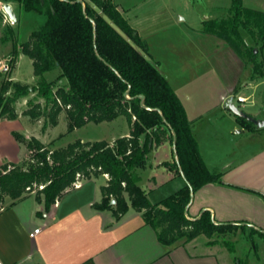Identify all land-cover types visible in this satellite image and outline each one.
I'll list each match as a JSON object with an SVG mask.
<instances>
[{
    "label": "trees",
    "instance_id": "16d2710c",
    "mask_svg": "<svg viewBox=\"0 0 264 264\" xmlns=\"http://www.w3.org/2000/svg\"><path fill=\"white\" fill-rule=\"evenodd\" d=\"M1 1L17 2L26 11L46 9L48 20L21 44L22 52L33 61L36 83L13 79L0 82V118L16 119L18 100L35 93L36 98L28 101L24 114L33 121L43 119V131L58 125L65 112L68 131L90 122L125 116L131 132L113 144L106 140L78 139L65 147L49 148L34 136L14 131L15 138L26 145L31 155L21 164L0 165V210L5 196L17 199L28 188L41 186L39 193L45 210H50L78 176L107 174L102 200L95 203L98 209L112 208L116 217H120L129 209V199L132 207L143 211L146 223L154 228L164 245L202 234L210 238L222 235L209 243L220 241L235 251L237 242L225 235L238 228L245 231L248 228L245 224L217 222L209 210L195 219L187 216L193 193L207 183L222 182L221 174L207 167L183 102L161 72L159 61L150 54L147 40L114 1ZM229 13L227 18L205 19L202 31L225 40L247 60H253L254 47L259 51L264 47V11L247 7L242 0H233ZM243 31L254 39L255 45L247 43ZM54 67H59L61 74L57 81H49L45 74ZM253 74L264 76V62L254 63ZM241 121L252 125L244 118ZM167 133L177 155V160L168 166L175 173H182L187 185L153 203L140 185L138 168L147 162L150 140L159 144ZM113 198L115 204H111ZM254 233L264 239L263 231L250 228V234ZM253 243L257 251L254 240ZM238 259L239 264H250L248 259Z\"/></svg>",
    "mask_w": 264,
    "mask_h": 264
},
{
    "label": "crops",
    "instance_id": "0c3cea01",
    "mask_svg": "<svg viewBox=\"0 0 264 264\" xmlns=\"http://www.w3.org/2000/svg\"><path fill=\"white\" fill-rule=\"evenodd\" d=\"M113 1L122 12L124 8L121 3ZM205 1L210 8L222 7L219 0ZM232 1L224 0L223 5L230 9ZM242 1L247 7L264 11V0ZM127 19L147 40L150 54L159 59L161 72L183 102L192 122V133L198 141L207 167L221 174L222 182L207 183L193 193L186 209L187 216L195 219L203 211L209 210L217 222L245 224L249 230L255 228L264 232V126L258 127L251 121L252 125L247 126L241 121L242 117L225 106L231 96H234L236 104L239 95L251 100L255 89L258 90L264 84V76L257 80L259 75L252 73L243 82L244 86H229L219 76L217 69L210 67L208 72L211 75L207 76L206 70L204 79L201 78L203 74H200L203 71L182 78L179 72L166 65L163 51L156 48L154 51L148 38ZM171 23H165L154 32L166 33L164 31L168 29L170 32L171 26L177 31L183 30L179 28L180 20ZM245 34L247 32L243 31ZM173 42H170L171 46L178 48ZM212 85L216 88L214 95ZM187 86L192 89H185ZM243 88L252 89V92L245 95ZM236 89L237 93L234 94ZM256 93L258 96L262 94L261 109L258 116H253L264 120V90ZM251 101V104L255 103L254 99ZM21 116L16 119H0V136L7 135L10 143L17 145L20 151V157L7 158L6 161L0 159V165L21 164L26 159V145L13 134L18 130L8 126L5 132L3 127L10 121L22 119ZM28 117L24 119L31 125ZM125 121L128 126L122 133L100 140L113 144L117 138L129 136L131 126L126 117ZM57 126L47 128L43 134L39 126L31 125V131L25 135L34 136L47 144L53 138L51 131ZM145 140L143 134L141 142ZM149 144L151 149L147 162L138 171L141 175L140 185L146 190L151 202L157 203L186 186L187 180L182 173L177 174L168 166L177 160L175 145L170 141L168 133L159 144L153 139ZM77 182V185L64 191L50 210H45L44 199L40 194L26 192L17 199L5 197L0 210V261L5 264H239L237 250L241 245L244 251L246 249L247 244L241 239L236 240V250L231 251L220 241L209 243L211 239L222 238V235L210 238L204 234L191 240L182 238L173 245H164L159 241L154 228L146 223L143 211L132 207L129 199L130 207L120 217H116L112 208L98 209L95 206V203L102 200V186L108 183L107 174L79 176ZM36 228L40 231L32 236ZM229 233L225 236L229 237ZM252 246L250 248L254 249V243Z\"/></svg>",
    "mask_w": 264,
    "mask_h": 264
},
{
    "label": "rangeland",
    "instance_id": "374dc122",
    "mask_svg": "<svg viewBox=\"0 0 264 264\" xmlns=\"http://www.w3.org/2000/svg\"><path fill=\"white\" fill-rule=\"evenodd\" d=\"M120 2L124 10L122 13L130 19V21L138 27L140 33L151 42L152 47L163 51V55L167 60V64L176 72H179L181 77H190L195 73L203 74L201 78L211 75L208 72L210 67L216 68L217 73L222 77L227 85H243V82L248 79V76L253 73V65L255 62H264V51L257 50L254 59L247 60L244 56L234 50L225 40L211 34L204 33L201 29L202 20L208 18H226L229 16V8H226L224 0H219L221 8L208 7L205 0H116ZM13 12L17 19L12 22L5 21L3 15L0 14V82L8 79L17 80L23 83L35 84L36 78L34 75L33 61L31 58L22 52L21 44L27 41L34 30L40 29L48 20L46 9L43 11H26L22 9L17 2H11ZM207 16V18H204ZM180 20L178 30L171 26V21ZM165 23H171V30L154 32L155 29L163 27ZM181 26V27H180ZM11 27V28H10ZM174 31V32H173ZM171 34V36H170ZM185 34V35H184ZM192 36V38L190 37ZM249 45H255L254 39L244 35ZM171 41H174L173 48ZM18 49V56L15 57V50ZM257 47H254L255 51ZM153 51V50H152ZM153 51V52H154ZM154 59L159 61L154 55ZM2 62V63H1ZM176 68V69H175ZM61 74L59 67H54L46 72L45 78L49 81H57ZM214 74V73H212ZM262 76H258L257 80H261ZM257 82V81H256ZM255 84V83H254ZM191 90L192 87H185ZM212 94H216V88L212 85ZM264 90V84L258 90ZM181 91V90H180ZM243 93L248 95L252 89H244ZM254 94L255 103L251 104V100L242 104L237 103L241 109L249 114L258 116L261 109V96L258 93ZM36 98L35 93H31L27 98H21L16 103L18 116L22 115V119L10 121L3 125L5 132L9 126L10 129L18 130L24 134L31 131V125L39 126V131H43L44 120L33 121L31 125L24 119V110L29 107L28 101ZM41 100V99H40ZM4 119V118H0ZM35 123V124H34ZM127 123L124 116L117 117L113 122L104 121L100 124L91 122L73 131H68V122L66 113L61 114L60 122L56 128L51 131L50 142L46 145L49 148L65 147L78 139L90 140L100 138H111L113 135H119L127 128ZM10 138L11 135L9 133ZM13 140V139H12ZM96 141V140H95ZM16 142V141H14ZM16 144V143H15ZM20 151L17 145L10 143V139L6 136H0V159L6 161L7 158L20 157ZM31 153L28 151L25 162L30 159ZM41 188V187H40ZM35 188L27 192H33L39 195V189ZM6 197V196H5ZM5 197L2 200L4 205ZM229 238L236 241L241 239L246 242L247 246L244 251L243 246L237 250L238 258L247 259L251 264H264V239L257 233L250 234V230L245 231L235 229L229 233ZM254 240L257 244V251L252 247ZM249 244V246H248ZM244 245V244H243Z\"/></svg>",
    "mask_w": 264,
    "mask_h": 264
},
{
    "label": "water",
    "instance_id": "95a60500",
    "mask_svg": "<svg viewBox=\"0 0 264 264\" xmlns=\"http://www.w3.org/2000/svg\"><path fill=\"white\" fill-rule=\"evenodd\" d=\"M6 9L7 11L10 13V15L12 16L13 19H17V16L16 14L13 12V8H12V5L10 3H7L6 4ZM257 50H255L256 52ZM140 97L142 99H144V95L141 94ZM225 106L230 108L236 115L242 117V118H245L251 122H253L254 124H256L258 127H262L264 126V120L263 119H260V118H257L249 113H247L246 111H244L243 109H241L235 102L234 100V96H231L225 103ZM116 200L113 198L111 200V204H115ZM188 207V206H187Z\"/></svg>",
    "mask_w": 264,
    "mask_h": 264
},
{
    "label": "built area",
    "instance_id": "2783aa9c",
    "mask_svg": "<svg viewBox=\"0 0 264 264\" xmlns=\"http://www.w3.org/2000/svg\"><path fill=\"white\" fill-rule=\"evenodd\" d=\"M7 3H10L11 4V2H6V1H1L0 0V14L1 15H3V18H4V20L5 21H7V20H9V21H11L12 22V20H13V18H12V16L10 15V13L7 11V9H6V4ZM12 5V4H11ZM118 9H120L119 7H118ZM2 63V62H1ZM249 97H246V96H242V95H239V96H237V100L239 101V102H246V101H249ZM79 177V176H78ZM78 184V182L76 181L75 183H74V185H77ZM41 188H42V186H41ZM28 190H30V188H28ZM40 231V229L39 228H36L35 230H34V233H31V235L32 236H34L35 235V233H38ZM0 264H5L4 262H2V261H0Z\"/></svg>",
    "mask_w": 264,
    "mask_h": 264
}]
</instances>
